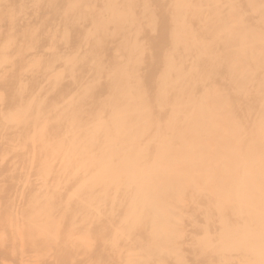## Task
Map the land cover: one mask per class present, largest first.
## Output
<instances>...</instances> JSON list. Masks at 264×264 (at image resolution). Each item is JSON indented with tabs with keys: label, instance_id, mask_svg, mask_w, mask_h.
Here are the masks:
<instances>
[{
	"label": "rangeland",
	"instance_id": "374dc122",
	"mask_svg": "<svg viewBox=\"0 0 264 264\" xmlns=\"http://www.w3.org/2000/svg\"><path fill=\"white\" fill-rule=\"evenodd\" d=\"M3 1L0 0L1 3ZM81 1H70V17L65 18L70 20V35L75 45H89L87 38L91 35H94L91 43L96 49H99V44H105L106 55L95 58L106 62L111 72L114 61L119 59L120 40L129 36L141 39L148 29L153 30L152 34L144 35L148 42L152 35L159 39L168 36L170 28L178 30L182 37L185 21L194 37L201 30L206 31L208 36L220 34L223 30L235 40L241 37L243 43H264V0L252 3L244 0L242 5H237V0H200L203 3L201 8H198V0H186V5L185 0H176L175 6L171 5L170 0H162L161 3L157 0H128L134 4L125 7L129 9L126 17L120 16L124 13L120 10L122 6H116L111 13H107L96 9L92 0ZM17 2L16 11H23L22 5L34 9L40 7L38 4L31 5L28 0ZM197 17V22H193ZM43 19L45 16H36L32 21L41 22ZM31 62L0 61V66L1 70L6 71L31 68L37 76L30 81V85L38 86L40 76L37 69H40L43 61ZM195 62L199 72L181 81L178 79L180 74L167 61H135L133 68L145 69L147 65H155L160 72L154 76L147 71L138 74L139 71L124 82L122 79H110L112 83L122 84L123 90L120 91L97 89V79L93 75L84 77L81 73L73 74L75 68L71 73L75 75V80L70 82V97L65 99L70 105V112L66 116L68 120L70 118L73 133L70 140V188L81 195L77 199L82 203L81 214L87 215L88 220L94 219L96 235L103 234V237L96 238V243H108L107 248H102L99 253L90 248L94 256L91 253L85 256V264H98L99 261H102L101 264H124L117 250L121 245L125 247L123 255H128L131 249L136 254L141 251L143 263L162 264L149 258V248L154 243L149 236L152 233L169 234L180 228L177 222L191 211L189 201L193 193L179 183L185 176L184 170L187 171L186 182L198 187L197 196L209 209L208 222L207 219L204 221L207 226L217 228L218 214H222L217 213V209L224 211L229 208L231 213H238L241 208L251 206L257 210L254 202H246L247 188L238 182V177L242 169L247 168L245 159H254L253 167L264 165V108L259 99L264 79L257 78L251 83L247 75L239 74L237 70L238 65L259 61H224L229 65L226 76L217 72L215 65L220 61ZM231 65L235 66L236 71H232ZM98 79L104 80L106 77ZM210 79L220 82V92H204L202 84ZM79 82L80 85L77 84ZM248 86L253 88L251 93L247 92ZM227 90L230 100L218 97ZM34 98L36 109L43 111V107L39 106L47 104L43 90L36 92ZM55 99L54 95L49 101ZM202 101L208 103L200 106ZM75 106L98 110L99 123L91 121L97 113H76ZM257 108L258 112H251ZM46 117L47 113L43 112L37 119L46 121ZM52 124L46 121L41 128L45 131ZM165 125H168L167 129H164ZM88 130L93 132L92 139L78 142L87 135ZM47 150L38 149L29 156L31 161L45 158ZM19 156L20 153L16 151L11 158L17 160ZM193 158L201 163L199 170L190 167ZM179 175L181 178L177 180ZM40 177L41 174L0 170V201L9 205L3 213L11 215L12 219V222L1 226L3 231L12 227L24 233L20 218L26 204L21 197L42 191V188L38 189ZM243 180H249V188L253 191H257L259 182L264 193V181L258 176L250 173L243 176ZM15 201L18 204L11 206ZM102 220L112 222L117 230L110 234L103 232ZM129 227L140 232L139 243L109 241V238ZM142 227L155 230L144 231ZM214 229H210V233ZM70 230V235L76 238L73 223ZM33 235L28 230L26 238ZM4 237L6 241L3 245L9 240L5 234ZM90 237L84 241L85 249ZM158 243L162 244L163 241ZM174 244L176 254L184 256V245ZM6 251L0 252V261L10 257L25 264L39 256L37 250L29 245L21 256L16 255L15 250L11 253ZM129 260L130 264H135L132 258ZM160 260L164 262L167 259ZM237 263L238 257L233 255L230 264Z\"/></svg>",
	"mask_w": 264,
	"mask_h": 264
},
{
	"label": "bare ground",
	"instance_id": "6f19581e",
	"mask_svg": "<svg viewBox=\"0 0 264 264\" xmlns=\"http://www.w3.org/2000/svg\"><path fill=\"white\" fill-rule=\"evenodd\" d=\"M17 1L0 2V61L43 63L40 69H37L40 76L38 86L30 85V81L37 76L31 68L6 71L1 70L0 66V170L41 174L38 189L42 188V191L21 197L22 202L26 204L20 218L23 234L12 227L8 231L1 229L2 225L12 222V219L11 215L3 213L9 205L0 201V252L7 250L6 253H11L15 250L14 253L21 256L29 245L31 249L37 250L39 258H33L31 262L25 264H85L83 262L85 256L89 253L94 256L90 248L99 253L102 248H107L108 243L101 245L96 243V238L103 237V234L96 235L94 219L88 220L87 215L81 214L82 203L77 200L81 195L70 188L72 178L70 140L73 133L70 118L68 120L66 116L70 112V105L65 99L70 97V82L75 80L73 74L81 73L84 77L91 74L97 79V89L111 88L120 91L123 90L122 84L112 83L110 79H122L124 82L139 71L138 74L147 71L154 76L160 72L159 67L155 65H147L145 69L133 68L135 61H167V64L175 67L176 72L180 74L178 79L181 81H186L190 74L196 76L199 72L195 61H220L215 66L221 76H226L229 71V65L224 61H259L238 65L237 73L247 75L249 82L252 83L257 78L264 79V43L257 41L243 43L240 41L241 37L235 40L223 30L220 34L209 36L206 31L201 30L194 37L185 21L182 37L178 30L170 28L168 36L159 39L152 35L148 42L147 36L144 35L153 32L152 29H148L141 39L129 36L125 40H120L117 54L119 59L114 61L111 72L106 62L95 58L106 55L107 49L103 43L97 46L99 49L92 45L94 35L87 38L89 45L74 44V39L70 35V20L65 19L70 17L71 0H28L31 5L38 4L40 7L34 9L22 5L23 11H16L19 5ZM170 1L171 5L175 6L176 0ZM246 1L252 3L256 0ZM157 2L161 3L162 0ZM185 2L186 5L187 1ZM91 3H94L96 9L107 13H111L116 6H122L120 9L124 12L120 14L122 17L128 16L129 9L125 7L134 4L128 0H92ZM198 3V8H201L202 1L198 0ZM243 3L244 0H237V5ZM36 16H45V19L41 22L32 21ZM198 19L194 18L193 22H197ZM231 69L236 71L234 65H231ZM99 77L106 79L101 80ZM219 84V81L210 79L202 86L204 92L214 94L220 92ZM41 90L43 96L47 98V104L39 105L43 107V111L36 109L34 98V94ZM252 91L253 88L248 86L247 92ZM228 93L229 90L218 97L228 101L230 100ZM54 95L56 99L49 101ZM259 99L264 108V85L259 92ZM205 103L208 101H202L200 106ZM75 110L76 113L81 111L83 114L97 113L91 121L99 123L98 110L93 107L75 106ZM194 110L197 111V108L194 107ZM258 111V108L251 110L252 113ZM43 112L47 113L46 121L53 122L50 129L45 131L41 126L45 125L46 121L37 119ZM167 128L168 125H165L164 129ZM92 136L93 132L88 130L87 135L78 139V142L91 140ZM41 148H48L47 156L40 161H31L29 156ZM16 151L20 153L17 160L11 158ZM245 161L247 168L242 169L238 182L247 188L246 202H254L258 211L253 210L251 206L247 209L241 208L238 213H231L229 208L224 211L217 209V213L222 212L221 215L218 214L220 219L217 228L207 226L204 221L208 214L210 215L209 209L197 196L198 187L192 182H186L187 171L184 170L185 176L180 180L179 175L177 180L193 193L189 201L191 211L183 220L177 222L176 225L180 228L169 234L152 233L149 236V240L154 242L148 254L151 261L159 260L162 264H230L231 257L237 255V264H264V193L259 182L256 186L257 192L250 190L249 180L247 182L243 180V176L252 173L264 181V165L253 167L254 159ZM200 166L201 163L193 158L190 167L199 170ZM16 204L18 201L13 202L11 206ZM112 212L115 211L110 213ZM72 223L76 238L70 235ZM101 228L107 234L117 230L115 224L105 220L101 221ZM210 229H214L212 233ZM28 230L34 235L26 238ZM142 230L153 232L155 229L146 230L142 227ZM4 234L9 239L5 245ZM89 237L85 249L84 241ZM140 238V232L129 227L124 228L119 235L109 238V241L139 243ZM160 240L163 241L162 244L158 243ZM174 243L184 245V256L176 254ZM124 248L121 245L117 249L124 264H130L129 258H132L135 264H150L143 263V252L139 251L136 254L131 249L128 255H123ZM162 258L167 260L163 262L160 260ZM101 263L102 261L98 262ZM0 264L24 263L17 258L5 257Z\"/></svg>",
	"mask_w": 264,
	"mask_h": 264
}]
</instances>
